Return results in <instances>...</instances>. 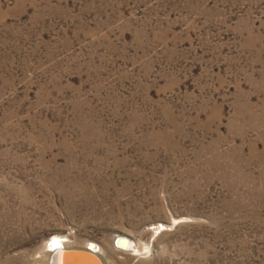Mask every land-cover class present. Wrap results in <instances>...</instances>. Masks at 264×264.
<instances>
[{
	"label": "rangeland",
	"instance_id": "1",
	"mask_svg": "<svg viewBox=\"0 0 264 264\" xmlns=\"http://www.w3.org/2000/svg\"><path fill=\"white\" fill-rule=\"evenodd\" d=\"M54 236L264 264V0H0V264Z\"/></svg>",
	"mask_w": 264,
	"mask_h": 264
},
{
	"label": "bare ground",
	"instance_id": "2",
	"mask_svg": "<svg viewBox=\"0 0 264 264\" xmlns=\"http://www.w3.org/2000/svg\"><path fill=\"white\" fill-rule=\"evenodd\" d=\"M65 241H66L65 237L54 236L47 243V251H48L47 255L49 256V258L47 260L48 264H59L60 260H58V257L60 255V250H61V248H64L67 246ZM117 246L122 248L123 250L132 251L133 253L139 252V250L142 247V246L140 247V244L138 245L137 243L133 242L132 240H130L129 238H127L125 236H119L118 237ZM86 247H87V249H89V248L92 249L96 254H98V256L101 258V261L103 262V264H108V261L106 260V258L104 259V257H102L99 254L100 253L99 250H101V249H99V247L97 245L91 243L90 245H88ZM94 264H96V263H94Z\"/></svg>",
	"mask_w": 264,
	"mask_h": 264
},
{
	"label": "water",
	"instance_id": "3",
	"mask_svg": "<svg viewBox=\"0 0 264 264\" xmlns=\"http://www.w3.org/2000/svg\"><path fill=\"white\" fill-rule=\"evenodd\" d=\"M89 249L86 246H66L61 248L58 257V260H60L59 264H103L98 254Z\"/></svg>",
	"mask_w": 264,
	"mask_h": 264
}]
</instances>
